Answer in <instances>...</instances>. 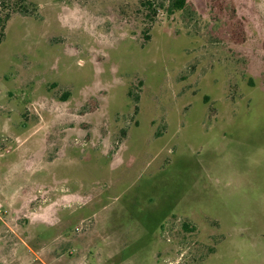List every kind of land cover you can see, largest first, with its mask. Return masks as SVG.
Here are the masks:
<instances>
[{"label":"rangeland","instance_id":"obj_1","mask_svg":"<svg viewBox=\"0 0 264 264\" xmlns=\"http://www.w3.org/2000/svg\"><path fill=\"white\" fill-rule=\"evenodd\" d=\"M170 2L0 0V264H264V0Z\"/></svg>","mask_w":264,"mask_h":264},{"label":"trees","instance_id":"obj_2","mask_svg":"<svg viewBox=\"0 0 264 264\" xmlns=\"http://www.w3.org/2000/svg\"><path fill=\"white\" fill-rule=\"evenodd\" d=\"M186 0H171L167 7V11L171 13L172 10H179L185 6Z\"/></svg>","mask_w":264,"mask_h":264},{"label":"built area","instance_id":"obj_3","mask_svg":"<svg viewBox=\"0 0 264 264\" xmlns=\"http://www.w3.org/2000/svg\"><path fill=\"white\" fill-rule=\"evenodd\" d=\"M6 214V209L0 204V221L2 220L3 216Z\"/></svg>","mask_w":264,"mask_h":264},{"label":"crops","instance_id":"obj_4","mask_svg":"<svg viewBox=\"0 0 264 264\" xmlns=\"http://www.w3.org/2000/svg\"><path fill=\"white\" fill-rule=\"evenodd\" d=\"M70 253H71V251H70ZM78 264H83V263L81 261H79Z\"/></svg>","mask_w":264,"mask_h":264}]
</instances>
